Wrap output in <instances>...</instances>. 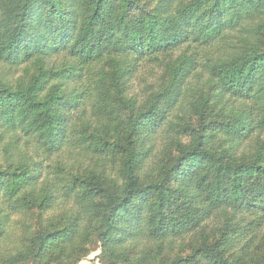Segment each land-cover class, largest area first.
Listing matches in <instances>:
<instances>
[{
	"label": "trees",
	"instance_id": "trees-1",
	"mask_svg": "<svg viewBox=\"0 0 264 264\" xmlns=\"http://www.w3.org/2000/svg\"><path fill=\"white\" fill-rule=\"evenodd\" d=\"M0 242L264 264V0H0Z\"/></svg>",
	"mask_w": 264,
	"mask_h": 264
},
{
	"label": "rangeland",
	"instance_id": "rangeland-1",
	"mask_svg": "<svg viewBox=\"0 0 264 264\" xmlns=\"http://www.w3.org/2000/svg\"><path fill=\"white\" fill-rule=\"evenodd\" d=\"M135 74H136V78L140 77L143 80L142 81L138 80V79L132 80V85L134 86L133 90L135 92L142 93V89L145 87V85L155 79V77H156L155 74H157V70L154 69V71H153V69H150L146 64H143L140 66V68L138 69V72H136ZM11 220H12V222H15V224L13 223L14 228H15V229H13V234H14V236H17V234L20 233L24 227L22 218L17 217V216L16 217L12 216ZM12 239H14V238H12V237L10 239L7 238V239H5V241L3 243L6 245H9L11 243V242H9V240L12 241ZM140 241H141V245H143L144 243H146L148 245L152 244V242L148 241V240H146V241L140 240ZM169 244H173V243L172 242L168 243L166 245V249L168 248ZM176 245L177 244L172 245V247H173V251H171L172 253L174 252ZM238 245H240V244H238ZM242 246H244V245H242ZM0 248H1V242H0ZM117 248H118L117 249L118 251H120V250L128 251L130 248L129 240L127 239V240L123 241V243L118 244ZM101 252L102 251L100 248H95V250L91 251L87 256L83 257L82 260L79 261L77 264H101L100 257H99ZM252 256H253V254H251L250 258H252Z\"/></svg>",
	"mask_w": 264,
	"mask_h": 264
}]
</instances>
